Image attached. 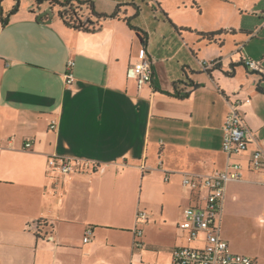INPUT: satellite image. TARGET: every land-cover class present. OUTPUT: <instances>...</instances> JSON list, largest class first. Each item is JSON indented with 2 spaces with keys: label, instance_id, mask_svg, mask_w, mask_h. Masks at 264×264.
Wrapping results in <instances>:
<instances>
[{
  "label": "crops",
  "instance_id": "0c3cea01",
  "mask_svg": "<svg viewBox=\"0 0 264 264\" xmlns=\"http://www.w3.org/2000/svg\"><path fill=\"white\" fill-rule=\"evenodd\" d=\"M15 1L1 0L4 19ZM18 1L0 23V264H171L172 250L186 245L178 230L183 212L203 205L205 196L183 188V176L208 175L228 162V98L250 99L239 107L246 156L264 152V23L207 44L172 26L218 31L198 27L183 0L175 16L166 11L171 26L157 17L150 25L145 16L131 23L146 33L144 43L123 20L134 15L127 4L135 0H83L101 14L118 5L125 11L88 32L66 27L54 8L39 22L49 5L25 0L21 9ZM145 58L153 74L139 85L127 71ZM246 59L260 64L262 76L246 69ZM69 60L74 82L66 85ZM52 155L90 161L97 170L52 182ZM241 161L247 165L246 157ZM229 212L264 232V185L255 174L246 171L243 181L226 186L221 236L237 254L223 229ZM139 213L150 218L139 220ZM38 222L46 225L41 234ZM136 229L141 247H134ZM247 256L264 264V244Z\"/></svg>",
  "mask_w": 264,
  "mask_h": 264
},
{
  "label": "built area",
  "instance_id": "2783aa9c",
  "mask_svg": "<svg viewBox=\"0 0 264 264\" xmlns=\"http://www.w3.org/2000/svg\"><path fill=\"white\" fill-rule=\"evenodd\" d=\"M201 65L205 67L206 63L203 62ZM244 66L262 76L263 72L258 62L246 59ZM72 67L73 62L69 60L66 64L67 72L63 76L66 85L74 82ZM152 74V63L148 58L127 71V76L136 79L139 85L151 82ZM249 102V98L242 99L237 96L227 100L228 112L222 126V151L228 157L225 168L208 175L185 174L182 178L183 188L196 193L204 191L205 196L203 205L190 206L184 210L178 230L180 238L186 245L177 246L172 250L171 264H256L251 257L232 253L221 236V216L227 184L243 181L245 172L248 171L256 175L257 183L264 185V152L257 149L246 156L249 141L239 107ZM50 128L54 130L55 121H52ZM30 147L31 140L27 139L24 148ZM245 157L246 166L241 161ZM94 168L97 167L90 161L52 155L47 161V176L54 182L69 174L89 173ZM149 218L147 213L137 215L139 220L146 221ZM134 233V247H141L142 243L137 237H140L142 232L136 229ZM83 241L89 242V237H84ZM193 243L196 245L192 246Z\"/></svg>",
  "mask_w": 264,
  "mask_h": 264
},
{
  "label": "rangeland",
  "instance_id": "374dc122",
  "mask_svg": "<svg viewBox=\"0 0 264 264\" xmlns=\"http://www.w3.org/2000/svg\"><path fill=\"white\" fill-rule=\"evenodd\" d=\"M21 1V9H23L25 0ZM157 1V3L161 4V8H158V5H154L151 0H135L136 6L139 7V14L135 17L133 15L130 16V18L132 17L131 23H141L142 19H145V16L150 25L157 24L155 20L157 17L163 23L171 26L169 24V21H171L170 17H165L166 11H170L173 16L176 11L175 6L183 0ZM187 2L188 8H192L193 12L196 13H194V21L197 23V26L205 28V30L228 29L232 26L234 27L233 29H245L254 32L258 26L264 23V20L260 19V14L264 13V0H187ZM32 3H34L33 0ZM182 15L183 13L181 12L180 16L177 17L182 18ZM166 19H169V21H166ZM259 36H261V32H259ZM240 40L239 38L235 41ZM225 49L231 51L233 49L232 44L228 42ZM96 170L97 168H94L86 174L96 172ZM245 219L246 215L244 214L240 215L238 212H235L231 216L229 212L224 219L225 223L223 221V229H227L232 249L237 254L247 256L256 249L258 250L263 247L264 232H261L255 225L247 223Z\"/></svg>",
  "mask_w": 264,
  "mask_h": 264
},
{
  "label": "trees",
  "instance_id": "16d2710c",
  "mask_svg": "<svg viewBox=\"0 0 264 264\" xmlns=\"http://www.w3.org/2000/svg\"><path fill=\"white\" fill-rule=\"evenodd\" d=\"M35 4L37 6L47 3L50 7L57 10V16L58 18L63 22V24L68 27L75 30H83V31H95L100 26L102 21L106 19H120V16L124 15V10L121 8L124 6L118 5L114 12L111 14H101L96 12L94 8V4L91 1H83V0H68L66 2H60L58 0H34ZM1 3V0H0ZM19 1H15V5L12 8V10L9 12V15L14 14L18 10ZM130 8L134 10V17L139 14V7L135 4H127ZM8 15V16H9ZM166 15V14H165ZM4 19L2 17V10L0 8V23L2 26H5L7 24V18ZM132 18V17H131ZM131 18L130 17H123L124 22L127 24V26L134 30L135 32L139 33L144 43H146V33L136 27H134L131 24ZM167 18V17H166ZM169 21V20H168ZM170 22V21H169ZM171 23V22H170ZM172 24V23H171ZM172 26L175 28L176 31H189V32H195L201 40L205 41L207 44H217L221 45L223 40L221 39L224 35H232L236 34L238 31L234 29L229 30H218L214 32H198L193 31L188 28H177L173 24ZM240 33H246L245 31H239ZM213 66H215V62H213ZM185 96V95H184ZM178 97H182L181 95H178ZM45 224L42 222H38V234H41L43 231V228H45Z\"/></svg>",
  "mask_w": 264,
  "mask_h": 264
},
{
  "label": "water",
  "instance_id": "95a60500",
  "mask_svg": "<svg viewBox=\"0 0 264 264\" xmlns=\"http://www.w3.org/2000/svg\"><path fill=\"white\" fill-rule=\"evenodd\" d=\"M44 17H48L49 19H51L53 17V8L52 7H48L47 10L43 11L39 17H38V21L42 22ZM50 22V21H47Z\"/></svg>",
  "mask_w": 264,
  "mask_h": 264
}]
</instances>
